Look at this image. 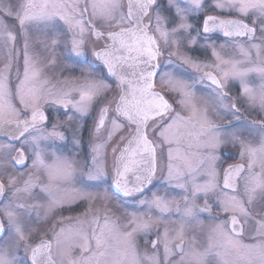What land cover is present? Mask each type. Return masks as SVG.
<instances>
[{"label":"snow or ice","instance_id":"6c2138e0","mask_svg":"<svg viewBox=\"0 0 264 264\" xmlns=\"http://www.w3.org/2000/svg\"><path fill=\"white\" fill-rule=\"evenodd\" d=\"M0 264H264V0H0Z\"/></svg>","mask_w":264,"mask_h":264},{"label":"flooded vegetation","instance_id":"af4514ba","mask_svg":"<svg viewBox=\"0 0 264 264\" xmlns=\"http://www.w3.org/2000/svg\"><path fill=\"white\" fill-rule=\"evenodd\" d=\"M85 138L87 139V135L86 134H85ZM80 211H82V208H75V209H73V211L71 213L65 212L64 214L65 215H70V214L74 215V214H76V213H78Z\"/></svg>","mask_w":264,"mask_h":264},{"label":"rangeland","instance_id":"374dc122","mask_svg":"<svg viewBox=\"0 0 264 264\" xmlns=\"http://www.w3.org/2000/svg\"><path fill=\"white\" fill-rule=\"evenodd\" d=\"M87 135V134H86Z\"/></svg>","mask_w":264,"mask_h":264}]
</instances>
